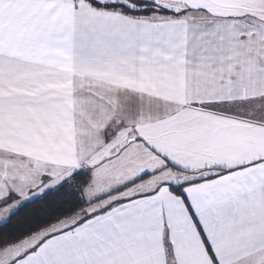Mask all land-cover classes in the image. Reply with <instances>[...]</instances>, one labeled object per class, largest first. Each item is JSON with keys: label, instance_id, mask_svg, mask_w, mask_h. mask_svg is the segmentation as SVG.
<instances>
[{"label": "snow or ice", "instance_id": "6c2138e0", "mask_svg": "<svg viewBox=\"0 0 264 264\" xmlns=\"http://www.w3.org/2000/svg\"><path fill=\"white\" fill-rule=\"evenodd\" d=\"M0 264H264V0H0Z\"/></svg>", "mask_w": 264, "mask_h": 264}]
</instances>
